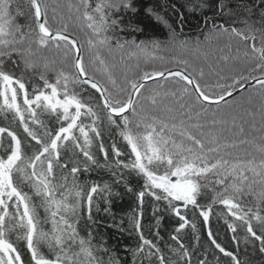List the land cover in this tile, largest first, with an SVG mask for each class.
<instances>
[{
  "label": "snow or ice",
  "instance_id": "snow-or-ice-1",
  "mask_svg": "<svg viewBox=\"0 0 264 264\" xmlns=\"http://www.w3.org/2000/svg\"><path fill=\"white\" fill-rule=\"evenodd\" d=\"M28 3L30 22L22 25L17 17L23 13L18 5L14 8L15 0H0V118L6 123H18L27 137L22 139L10 126H0V264H193V261L208 264L207 257L199 258L179 234L189 227L196 231L189 211L198 213L207 225L213 205H222L226 215L233 218L232 222L225 221L232 233H237L235 222H241L246 231L244 243L255 246L258 242V251L264 254V231L257 234L253 227L255 223L264 230V135L259 143L255 137L241 139L239 144L221 143L211 129L205 133L206 125L189 123L194 119L193 113L199 118L212 106L218 109L237 90L246 91L245 81L254 80L253 87L258 85L264 90V0L251 3L235 0L234 6H230L231 0H192L194 11L214 10L212 17L205 12L202 21L205 27L211 23L206 38L219 32L246 42L244 56L251 54L255 61L251 71L259 72L260 76L240 72L229 82L221 75L213 86L221 91L212 95L206 90L209 86L202 87L194 76L183 71L169 72V76L184 83L180 89L165 93L173 98L180 93L179 115H171L174 109L168 107L166 112L170 115L166 117L146 113L142 106L138 110L133 97H139L145 87L139 80H126L130 91L126 100L120 99L119 94L126 89L117 85L101 54L105 49L109 53L126 48L143 50L146 42H138L136 35L157 24L165 25L175 34L176 28L161 14V8H167L166 3L77 0L68 5L91 32L87 43L95 50V61L104 68L106 83L87 71L80 46L67 34L68 25L53 27L56 8L52 9L50 19L45 0ZM217 17L226 19L217 23ZM237 23L244 27L237 28ZM126 34H132V39ZM49 45L64 49L65 67L68 56L75 54L74 72L66 71L65 67L54 68L55 61L46 58L42 65L39 63L40 49ZM152 46L158 48L159 44ZM236 51L239 53L240 48ZM49 72L54 78L49 77ZM25 73L38 76L42 83L33 84L30 91ZM203 75L201 69L200 76ZM164 76L162 71L144 72L140 80L147 82ZM77 85H87L99 94L103 116L97 111L99 106L85 101L83 94L88 89L77 90ZM159 95L157 92L150 97L153 106L157 105ZM105 120L109 128L117 130L124 150L114 141L110 155L102 138ZM235 120L233 117L234 125ZM218 123L225 121H211L213 127ZM244 131L239 126V133ZM97 142L102 161L93 151ZM239 145H251L253 150L245 149L243 155L228 151ZM96 169L108 170L112 182L86 185L80 181L78 174ZM131 179L140 185L135 193L137 208L129 217L138 243L135 247L125 246L127 255L121 257L115 246L108 243L101 225L125 231L123 219L117 221L112 211V198L120 195L114 185H123L132 192ZM205 190L213 193L210 204L201 203ZM146 197L155 201L152 205L155 241L145 236L142 228ZM248 197L255 199L254 206L245 202ZM101 201L105 204L103 209ZM101 211L110 217V223L94 215ZM165 215L178 222L170 236L176 246L162 247L159 243L163 240L159 229ZM13 236L17 243L23 242L26 253L13 242ZM207 236L211 245L231 258L232 264H242L236 253L217 242L211 229ZM232 239L239 244L236 235Z\"/></svg>",
  "mask_w": 264,
  "mask_h": 264
},
{
  "label": "trees",
  "instance_id": "trees-1",
  "mask_svg": "<svg viewBox=\"0 0 264 264\" xmlns=\"http://www.w3.org/2000/svg\"><path fill=\"white\" fill-rule=\"evenodd\" d=\"M77 0H45V3L49 5V18L51 19L53 13L52 9L56 8V20L53 22V27H59L61 24L66 23L68 25V33L73 36L79 43L81 52L84 57L87 71L94 75V77L100 80L102 83H106V73L103 66H100L94 59V49H91L88 45V40L91 38V32L87 28L86 22L77 19L78 14L75 9H69L70 3H76ZM159 3H166L167 8H161V14L165 16L169 23L176 28V33L172 34L169 29L163 24H157L149 27L144 34L136 35V40L146 42V47L141 49H128L125 50H113L111 53L107 49L102 51V56L105 58L106 63L109 67V71L117 80V85L123 87L126 91L119 94V98L126 100L130 89L126 84V80H140V77L144 72L154 71H167L170 69H180L186 72L188 75H192L197 78L202 87L208 85L206 89L209 94L218 95L220 89L213 87L219 77L222 75L226 80L230 82V78L237 73L243 72L245 75L251 73L252 76L259 77V72H252L251 69L254 67L255 61L252 59L250 54L249 57L244 56L246 49V42L241 41L238 37H229L227 33H214L207 36L211 27L209 22L208 27L202 23L205 19V12L208 13L209 17L213 16V11L210 9L204 10H193L192 0H157ZM249 3L252 0H248ZM235 0H231L230 6H234ZM19 6V10L23 13L22 16H18L17 20L20 24H26L30 22V5L28 0H15L14 8ZM59 5V7H57ZM182 17V19H181ZM222 19L217 17L216 22H222ZM228 26L227 24L225 25ZM237 28H243L244 25L237 23ZM259 27V25H257ZM203 29V31H202ZM128 39H132V34H126ZM153 43H158L159 47H153ZM231 45L229 48L228 45ZM257 45L259 46V34L257 39ZM34 47H36L34 45ZM240 48V52L236 51ZM223 49V51H221ZM129 51L134 54L129 55ZM250 52V49H248ZM38 57L41 58L39 63L42 65L44 62L43 58L47 61H55L54 68L65 67L64 64V49H57L52 45L47 48L40 49ZM75 54L72 53L67 58L66 71L74 72L72 63L74 61ZM226 58V59H225ZM187 61V63H183ZM115 65V67H113ZM203 69L204 75L200 76V70ZM38 69L37 71H39ZM19 75V71H17ZM50 78H54L52 72L48 73ZM31 77V82H29ZM26 87L31 91L33 84L42 83L39 81L38 76L32 73H25ZM248 81H245V83ZM183 81H180L178 77L167 76L162 79L153 80L145 84V87L141 89L139 97H135V103L138 110L140 106L143 107L144 112L149 114H155L162 117L170 115L166 112V108L172 107L174 112L171 115H179V96L173 98L172 96H166L165 93L170 91H176L183 86ZM77 90L81 88H87L85 92V101L91 103L97 107V111L100 112L101 116L104 115L102 110V102L99 99V94L95 90L91 89L87 85H77ZM112 88V85H108ZM116 91V89H113ZM159 92L157 97V105L151 104L150 97L155 93ZM191 93V88L189 89ZM251 96L252 100L249 102L248 97ZM186 100L189 98L186 97ZM190 102V101H189ZM264 90L259 89V86L250 87L246 91L238 94L237 96L227 100L220 104L217 109L215 106L209 108V111L203 114L199 118H195L189 123H200L206 125L204 128L205 133L210 129L212 133L220 138L221 143L236 142L239 144L241 139L256 138L259 143V138L264 135ZM233 117L236 118L235 125L233 124ZM224 120L225 123H218L215 127L212 126L211 121ZM244 127V133H239V126ZM0 126H10L12 130L16 131L22 139L27 140L26 135L23 133L22 128L18 123L5 122L3 118H0ZM102 138L106 148H108L111 155V145L115 141L121 150H124V143L121 140L118 132L115 128H109L107 121L101 126ZM97 142L93 151L97 155V158L101 161L103 156L98 151ZM253 150L251 145H239L238 148H229L228 151L233 154L243 155L244 150ZM71 155V153H69ZM124 159V157H121ZM66 171V170H65ZM59 174V173H58ZM79 179L84 184H91L92 182L103 184L104 182L111 183L113 177L110 172L105 169H96L90 173H80ZM130 183L133 187L132 192L126 191L123 185H114V189L120 193L119 196H114L112 211L115 214L117 221L123 219L124 223L122 227L125 229L124 232L118 231L116 228H105L101 225V231L108 237V243L115 246V250L121 257L127 255L124 252V247H135L138 243V237L136 236L134 229L129 221V217L134 214L133 210L137 208V199L135 193L139 191L140 185L136 183L135 179H131ZM213 193L205 190V195L201 198L202 204H210ZM249 206H254L256 201L253 197H248L245 201ZM155 201H152L150 197L145 198L144 205V219L142 221V228L145 236L150 239L156 240L153 235L155 230V219L152 216V205ZM100 207L103 209L105 204L103 201L100 202ZM262 212H264V206H262ZM43 215V210H40ZM98 218L105 223H110V217L101 211L95 213ZM157 215H160L159 213ZM190 220H194L197 228L193 232L192 229L186 228L180 233L181 240L189 247L190 250L195 249L196 255L203 259L207 257L208 264H232L230 257H225L218 251L211 242L208 240L207 232L211 229L213 235L217 239V242L221 244L227 251L236 253L242 264H264V254L258 251V242L245 244L244 236L246 235L245 227L241 226V222L236 221L237 233H232L227 226L228 222H232V217L226 215V210L223 209L222 205H213V211L210 216L207 225L204 224L202 218L199 217L198 213L188 212ZM178 222L175 219L165 215V218L160 225V235L163 240L159 241L163 247L165 244L173 246L175 242L170 239V236L175 232V226ZM254 230L257 234H261L262 230L259 225L253 224ZM131 233V234H129ZM236 235L239 244L233 241L232 237ZM199 237V242H197ZM13 242L15 238L13 236ZM17 246L26 253V247L23 242L17 243ZM178 247V246H177ZM167 253V248H164ZM130 259V257H129ZM195 264V261H193Z\"/></svg>",
  "mask_w": 264,
  "mask_h": 264
},
{
  "label": "water",
  "instance_id": "water-1",
  "mask_svg": "<svg viewBox=\"0 0 264 264\" xmlns=\"http://www.w3.org/2000/svg\"><path fill=\"white\" fill-rule=\"evenodd\" d=\"M69 35V34H68ZM71 36V35H70ZM73 37V36H72ZM74 38V37H73ZM75 39V38H74ZM77 41V40H76ZM77 44L79 45V43H78V41H77ZM175 71H183V70H180V69H170V70H167V71H164V73H165V76L164 77H159V78H156V79H152V80H148L147 82H144V81H140L141 83H144V84H146V83H148V82H150V81H153V80H158V79H162V78H165V77H167V76H169L168 75V73L169 72H175ZM184 72V71H183ZM184 74L185 75H188L186 72H184ZM245 85H246V87H247V89L248 88H250V87H252L253 85H255V81L254 80H252V81H248V82H246L245 83ZM243 91H240V90H237L236 92H234V94H233V96L232 97H226V101L227 100H229V99H231V98H233V97H235V96H237L238 94H240V93H242ZM135 97H133V99H134ZM224 101H222L221 103H223Z\"/></svg>",
  "mask_w": 264,
  "mask_h": 264
}]
</instances>
